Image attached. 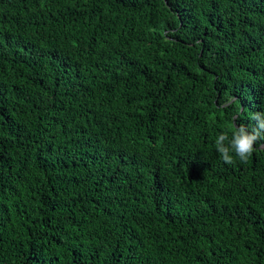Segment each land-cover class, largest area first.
I'll return each mask as SVG.
<instances>
[{
  "label": "trees",
  "instance_id": "obj_1",
  "mask_svg": "<svg viewBox=\"0 0 264 264\" xmlns=\"http://www.w3.org/2000/svg\"><path fill=\"white\" fill-rule=\"evenodd\" d=\"M264 0H0V264H264Z\"/></svg>",
  "mask_w": 264,
  "mask_h": 264
},
{
  "label": "clouds",
  "instance_id": "obj_2",
  "mask_svg": "<svg viewBox=\"0 0 264 264\" xmlns=\"http://www.w3.org/2000/svg\"><path fill=\"white\" fill-rule=\"evenodd\" d=\"M251 120L255 121L251 128L244 123L234 124L231 138L228 133H221L216 139V151L225 164L232 165L234 155L246 163L256 151L258 142H264V111L252 113Z\"/></svg>",
  "mask_w": 264,
  "mask_h": 264
}]
</instances>
